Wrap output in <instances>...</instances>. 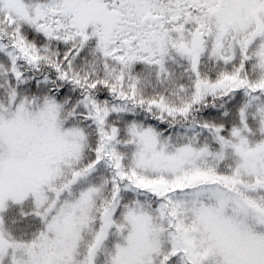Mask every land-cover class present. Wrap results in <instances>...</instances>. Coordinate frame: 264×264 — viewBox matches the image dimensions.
Segmentation results:
<instances>
[{
	"label": "snow or ice",
	"instance_id": "snow-or-ice-1",
	"mask_svg": "<svg viewBox=\"0 0 264 264\" xmlns=\"http://www.w3.org/2000/svg\"><path fill=\"white\" fill-rule=\"evenodd\" d=\"M0 264H264V0H0Z\"/></svg>",
	"mask_w": 264,
	"mask_h": 264
}]
</instances>
